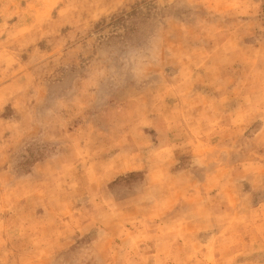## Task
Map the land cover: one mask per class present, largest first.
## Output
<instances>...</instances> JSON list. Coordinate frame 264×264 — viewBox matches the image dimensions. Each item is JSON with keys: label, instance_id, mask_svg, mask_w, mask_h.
<instances>
[{"label": "rangeland", "instance_id": "1", "mask_svg": "<svg viewBox=\"0 0 264 264\" xmlns=\"http://www.w3.org/2000/svg\"><path fill=\"white\" fill-rule=\"evenodd\" d=\"M0 264H264V0H0Z\"/></svg>", "mask_w": 264, "mask_h": 264}, {"label": "clouds", "instance_id": "2", "mask_svg": "<svg viewBox=\"0 0 264 264\" xmlns=\"http://www.w3.org/2000/svg\"><path fill=\"white\" fill-rule=\"evenodd\" d=\"M155 55H156V50L155 47L153 46L152 48L147 49L139 57L133 56L132 61L136 65L133 75L134 76L141 75L143 69L150 65L151 61L155 58Z\"/></svg>", "mask_w": 264, "mask_h": 264}]
</instances>
